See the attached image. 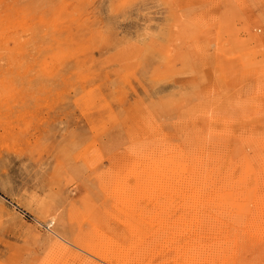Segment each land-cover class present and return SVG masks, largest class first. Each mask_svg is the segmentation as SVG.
<instances>
[{"label":"rangeland","instance_id":"obj_1","mask_svg":"<svg viewBox=\"0 0 264 264\" xmlns=\"http://www.w3.org/2000/svg\"><path fill=\"white\" fill-rule=\"evenodd\" d=\"M261 140L264 0H0V264H107L75 239L181 261L158 171L214 178ZM202 232L224 246L197 261L239 254Z\"/></svg>","mask_w":264,"mask_h":264},{"label":"bare ground","instance_id":"obj_2","mask_svg":"<svg viewBox=\"0 0 264 264\" xmlns=\"http://www.w3.org/2000/svg\"><path fill=\"white\" fill-rule=\"evenodd\" d=\"M250 39L255 43L262 40L253 35ZM239 51L243 52L242 45H239ZM251 135L252 132L246 134L247 142L238 139L239 150L244 152V147L250 149L254 147ZM259 143L264 145V140ZM240 152L243 163L236 167L228 166L226 170H222L223 168L216 170L218 176L214 178H211L212 175H207V170L201 175L195 174L194 170L188 169L185 163L181 166L175 163L173 168L158 171V195L168 194L170 197L164 202V208L179 211L181 221L184 223L182 226L186 228L184 233L187 235L188 231L193 229L194 239L197 240L196 242L189 240L185 244L171 243L170 247L174 252L184 251L182 260H179L180 255L175 259L174 264H212L214 259L217 260L213 256L214 258L197 261L198 253L207 250L216 253L224 246L220 242L216 245L204 244L200 236L206 228L208 231L212 230L214 235L220 236L218 238L223 237L227 240L228 246L224 248L226 251L235 249L239 252L234 258L225 259L220 264L264 262V156L259 155L255 160L254 157L252 159L246 157L247 153ZM189 172L193 174L192 180L183 182V178ZM236 173H240L241 176L237 177ZM166 179L167 182H164ZM129 205L132 207L131 203ZM161 215L162 213L159 212L156 214V221H161ZM127 226L131 235L135 237L138 233V225L128 223ZM184 233L172 231L171 235L183 237ZM54 241L58 250L68 251L67 246L59 238H55ZM74 242L107 264H149L144 263L145 250L139 256L133 257L131 247H128V244L124 246L117 239L108 240L105 245L79 239H75Z\"/></svg>","mask_w":264,"mask_h":264}]
</instances>
